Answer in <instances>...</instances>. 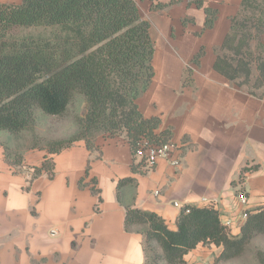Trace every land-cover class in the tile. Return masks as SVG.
Instances as JSON below:
<instances>
[{"label": "crops", "instance_id": "crops-1", "mask_svg": "<svg viewBox=\"0 0 264 264\" xmlns=\"http://www.w3.org/2000/svg\"><path fill=\"white\" fill-rule=\"evenodd\" d=\"M171 1L135 0L154 43V76L138 110L160 120L157 135L171 131L173 149L153 168L135 172L141 162L126 135L100 136L93 151L81 139L52 156L29 151L15 168L0 141V264H143L144 238L125 230L126 210L117 199L119 181L129 177L137 180L134 207L156 213L171 230L183 207L213 206L235 236L243 214L264 205V96L241 90L214 68L242 0H202L203 8L182 0L152 9ZM205 8L217 11L211 29ZM185 18L191 22L183 24ZM46 157L54 162L53 177L32 179V168ZM222 250L200 244L189 264H214Z\"/></svg>", "mask_w": 264, "mask_h": 264}, {"label": "trees", "instance_id": "trees-1", "mask_svg": "<svg viewBox=\"0 0 264 264\" xmlns=\"http://www.w3.org/2000/svg\"><path fill=\"white\" fill-rule=\"evenodd\" d=\"M181 1L153 4L152 9L161 10ZM191 3L204 7L202 0ZM205 13V29H211L217 11L205 8ZM189 22L188 18L183 20L185 25ZM50 27H58L59 33L15 39L10 35L16 28ZM203 53L201 50L195 56V65ZM216 54L214 68L218 73L241 90L258 98L264 96V0H242ZM153 57L150 25L141 17L135 0L1 4L0 132L17 145L12 149L3 143L7 163L17 168L29 151L46 150L52 156L81 139L93 151L100 136L124 134L133 152L141 139L155 145L169 143L171 131L157 135L160 120L144 118L137 106L154 76ZM191 72L188 68L185 83H189ZM72 109L76 110V137L41 141L36 130L39 118L61 119ZM142 166L139 163L133 169L142 172L137 170ZM32 169V179L44 172L53 177L52 157ZM136 189L135 178L120 180L117 199L126 210L125 230L144 238L143 264H187L185 257L200 244L223 248L216 264H231L251 253L257 264H264V250L254 248L264 237V205L247 212L246 222L235 236L230 235L213 206L183 207L176 230H171L156 213L134 207Z\"/></svg>", "mask_w": 264, "mask_h": 264}, {"label": "rangeland", "instance_id": "rangeland-1", "mask_svg": "<svg viewBox=\"0 0 264 264\" xmlns=\"http://www.w3.org/2000/svg\"><path fill=\"white\" fill-rule=\"evenodd\" d=\"M56 33H59L58 27L26 28V29L16 28L11 31L10 35L12 38L15 39L19 37H30V36H51L53 37V35H55ZM75 112L76 110L72 109L70 113H68L65 117L61 119H50V118L41 116L39 118L38 125L36 126V130H37L38 135H40L41 137V141H43L42 138H46L47 140L62 139L64 141H67L70 138L76 137L77 127L75 125V121L73 118V116L75 115ZM0 141L3 143H8L10 147H12V149L13 148L15 149V146H17L6 133L1 132ZM22 144H25V142L22 141ZM42 151H46V150H42ZM229 233H230V230H229ZM254 248H259V249L264 250V237L256 241V243L254 244ZM185 260H186V263L189 264V260H190L189 254L185 257ZM216 260L214 264H216ZM231 264H257V261L255 259L254 253L253 254L251 253L245 259L231 263Z\"/></svg>", "mask_w": 264, "mask_h": 264}, {"label": "built area", "instance_id": "built-area-1", "mask_svg": "<svg viewBox=\"0 0 264 264\" xmlns=\"http://www.w3.org/2000/svg\"><path fill=\"white\" fill-rule=\"evenodd\" d=\"M173 147L174 146L171 142L155 145L152 144L147 139H141L137 144V148L134 152V156L144 165V167L153 168L157 164L159 159L165 158L169 155ZM178 164H179L178 161L173 162V165H178ZM239 201L244 206L248 204V197L244 192H241L239 194ZM242 219L246 222L247 213L243 214ZM224 225L228 230H231L232 223L230 221L224 223Z\"/></svg>", "mask_w": 264, "mask_h": 264}]
</instances>
